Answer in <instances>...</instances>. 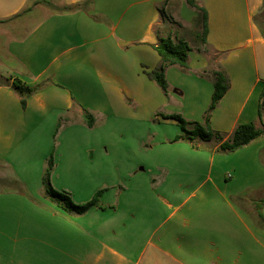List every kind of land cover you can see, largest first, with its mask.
Masks as SVG:
<instances>
[{"label": "crops", "instance_id": "0c3cea01", "mask_svg": "<svg viewBox=\"0 0 264 264\" xmlns=\"http://www.w3.org/2000/svg\"><path fill=\"white\" fill-rule=\"evenodd\" d=\"M37 1L0 0V75L44 84L25 108L0 86V264H264V136L221 153L220 142L174 141L183 133L165 117L176 124L169 134L161 125H108L145 123L164 97L203 124L223 72L229 89L211 128L224 141L242 124L263 129L264 0H196L208 13L205 43L186 0H89L87 10L52 13ZM159 36L191 48L187 69L165 67L167 93L146 75L163 64ZM53 156V189L79 205L103 191L98 207L77 214L48 195Z\"/></svg>", "mask_w": 264, "mask_h": 264}, {"label": "trees", "instance_id": "16d2710c", "mask_svg": "<svg viewBox=\"0 0 264 264\" xmlns=\"http://www.w3.org/2000/svg\"><path fill=\"white\" fill-rule=\"evenodd\" d=\"M187 4L198 10V18L202 22V38L203 42H206V37L208 35V13L204 8L198 6L196 0H186ZM37 4H47L51 6L49 0H39L35 3ZM90 1L87 0L83 4L75 6H65L61 11H75V10H87ZM28 10V9H27ZM26 12V11H25ZM163 14V11H161ZM156 52L162 59V66L159 69L147 72V77L155 82L164 93H167L169 85L165 77V67L167 66H180L182 68H188L189 53L191 52L190 45L185 39L172 36L160 37L158 38V44L155 47ZM214 93L212 96L210 107L205 115V122L202 124L200 122L187 121L180 115H170L165 117V119L174 120L178 122L183 135L177 136L174 141L188 140L194 141L199 140L203 142L216 141L220 142L219 151L221 153H234L245 146H248L254 140L264 136V125L263 129H258L254 124H242L239 125L232 135L224 141V135L219 132L214 131L210 126V118L212 112L217 108L221 99L227 93L229 89V79L223 72H216ZM0 86L11 87L20 97L23 108L26 107L27 99L33 94L44 88L43 85L37 87L26 86L23 82L15 79L11 82V78L0 76ZM83 117L89 128H93L96 120L87 111L84 112ZM260 117H263V112H260ZM54 168L53 157L49 158L47 162V167L44 173L43 182L48 195L62 204L65 209L69 212H74L77 214H84L90 209L99 206V198L103 191L97 193V195L89 202L85 204H75L71 199L70 195L65 192H59L53 189L51 186V174Z\"/></svg>", "mask_w": 264, "mask_h": 264}, {"label": "rangeland", "instance_id": "374dc122", "mask_svg": "<svg viewBox=\"0 0 264 264\" xmlns=\"http://www.w3.org/2000/svg\"><path fill=\"white\" fill-rule=\"evenodd\" d=\"M49 1L52 4V7H51V10L49 11V13H52L53 11L55 12V10H59L60 11V10L63 9V7L67 6V5L64 4V0H49ZM41 15H43L42 12L38 11V13L35 14V16L32 17V18H33V20H37V18L39 16H41ZM172 20L173 19L170 20V23H171ZM170 23L168 24L170 26L167 25V27H169V29L172 28V29H175L176 31L181 32V30L178 27H175L174 25L171 26ZM188 29H191V30H189V31H191V32H189L191 42L193 44H197V38H196V35H197V32H198L197 23L193 22L192 27H190ZM4 35H5V32L3 30H0V67L3 66V63L5 64L7 62V58H6V55H5L6 54L5 52H6L7 38L3 37ZM0 76H2V75H0ZM125 102H126V106L129 108V111L131 113L136 112L135 109H134L135 104H132L129 101H125ZM164 102H167V103L163 104ZM170 115H180V116H182L180 113H178L177 108L175 107V105L174 104H170L169 100L166 97H164L162 99V105L159 107V109L156 111V113L152 114L149 119L145 120V123H143L141 121L140 122H136V121H128V120L124 121V120H120V119H115V121L113 123H109L108 125H161L160 130L163 133H165V134L166 133L169 134V133L173 132V127L171 125H176V124H173L172 122H164V117H167V116H170ZM100 125H105V124H103V122H102ZM60 126H61L60 124L57 125V127L55 128L54 135H53L54 137H51L53 142H54V144H55V142L59 141V140L57 141V136H58L57 134L62 129V128L60 129ZM86 131L88 132V130H86ZM119 134L120 133H116L115 136H118ZM76 135L78 137H81V136L87 135V133L84 130L76 129ZM69 136L70 135H68V133H67L62 138H59V139L65 140ZM128 136H129V134L127 133L126 137H128ZM90 157H91V155H90ZM55 159L56 158L53 156L54 164L55 163L57 164V161H55ZM1 186H2V184H0V187ZM12 186H14V188H18L16 183H15V181H13V185Z\"/></svg>", "mask_w": 264, "mask_h": 264}]
</instances>
